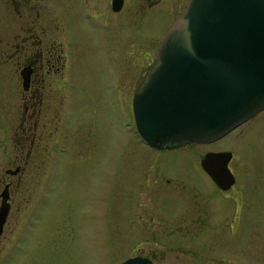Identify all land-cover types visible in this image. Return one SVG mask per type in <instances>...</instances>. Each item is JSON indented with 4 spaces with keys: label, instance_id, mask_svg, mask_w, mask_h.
<instances>
[{
    "label": "flooded vegetation",
    "instance_id": "1",
    "mask_svg": "<svg viewBox=\"0 0 264 264\" xmlns=\"http://www.w3.org/2000/svg\"><path fill=\"white\" fill-rule=\"evenodd\" d=\"M59 1L0 0L1 16L12 19L15 24V29L7 31L0 23V212L4 208L9 210L0 240L7 230L13 231L17 226L13 220L14 208L19 202V213H22L25 209L22 208L23 201L31 203L33 211L29 218L34 223L41 219V214L59 212L60 219L56 224L70 227V217L66 216L70 214L72 204L75 205L73 199L81 197L77 185L84 179L78 175L84 176L88 167L90 170L98 167L105 151L110 150L114 157L118 154V147L113 142L116 117L112 119L115 125L104 129V133L93 118L99 105L94 98L88 103V90L83 87V81H86L82 74L84 60L89 55L111 54L112 64H117L118 69L107 92L118 101L120 96L127 98L122 101V113L127 109L128 116L135 120L136 93L146 82L147 73L156 66L159 48L167 32L164 28L162 36L154 35L143 42L134 36L135 27L140 25L136 22L158 21L168 12V15L172 14L171 24H174L190 0ZM120 26L134 29L127 30L129 34L124 35L119 31ZM137 45L138 50H142L140 65L145 73L138 85L132 79L125 88L120 68H125L124 64L130 61L125 53L130 54ZM119 53L122 60H119ZM83 96L85 102L77 106L75 102ZM92 106L95 111L90 108ZM110 138L112 147L108 149ZM141 139L146 150L136 156L131 176L136 180H133L134 189L130 187V190L136 196L146 191L154 193L153 206L147 205L143 216L139 217L148 220L142 227L143 232L140 234V229L137 234L147 237L150 247L134 251L124 261L144 258L153 264H248L244 238L232 240L223 236L228 232L225 226L234 214L233 218L239 220L235 232L240 236L244 231L241 228L242 207L238 208V205L235 210L223 213L217 211L215 200L209 197L206 202L199 200L197 194L199 196L200 191L189 180L188 174L174 176L167 169L173 155L179 152L200 155L202 167L208 153L232 151L201 150L200 147L207 145L203 143L154 147L142 136ZM234 158L233 153L230 169ZM234 175L236 183L227 192L238 184ZM185 188L193 193L191 205L187 206L179 200H182ZM169 195L179 198L180 210L165 211L158 206L160 198Z\"/></svg>",
    "mask_w": 264,
    "mask_h": 264
},
{
    "label": "rangeland",
    "instance_id": "2",
    "mask_svg": "<svg viewBox=\"0 0 264 264\" xmlns=\"http://www.w3.org/2000/svg\"><path fill=\"white\" fill-rule=\"evenodd\" d=\"M157 20L153 19L148 23L136 22L140 25L135 29L120 26L119 31L127 35V30L134 29V36L144 42L148 37L162 36L164 31L172 26L173 16L167 12L163 19ZM0 23L4 30L15 29L12 19L1 16V11ZM123 36L120 38L121 43ZM122 47L120 44L121 49ZM138 48L137 45L129 51L130 54L125 53L127 61L130 60L129 65L125 63V68H120V77L125 88H128L132 79H135L138 85L145 73L140 65L139 56L142 50ZM111 58V54L104 52L87 56L82 74L86 78L83 87L88 90V103L93 98L98 101L99 109L93 117L96 118L98 129L103 133L104 129H111L112 125H115L112 119L116 117L113 142L118 147L117 157H114L110 150L108 153L105 151L98 167L91 170L88 167L84 176L78 175L84 179L77 185L81 197L73 199L72 203L75 202V205L73 207L72 204L70 214L67 213L66 216L70 217V227L64 228L56 224L60 219L59 212L41 214V219L34 223V220L29 218L33 211L31 203L23 201L22 208L25 209L22 213H19V202L16 203L13 220L17 226H14L13 231L7 230L4 238L0 240V264H120L134 251L149 249L147 237L142 238L137 234L140 229V234L143 232L142 227L148 220L146 217L144 220L139 217L143 216L147 205L153 206L154 193L146 191L138 194L141 196H136L135 192L130 190V187L134 189L133 180H136V177H131L136 156L138 152L143 154L146 146L142 142L136 121L132 116H128L127 109L126 113H122V101H127V98L120 96L118 101L111 98L107 92L108 85L117 77L118 69L117 64L113 66ZM122 59L123 56L119 53V60ZM125 92L127 93V90ZM82 102H85L84 96L75 104L79 106ZM118 103L119 109H116ZM90 108L96 110L94 106ZM113 112L115 113L112 114ZM109 143L108 147L105 145L108 149L112 147V138ZM200 148L205 151L226 149L235 154L231 163V169L238 178L235 188L228 192L219 190L202 169L200 155L176 153L167 166L171 172L169 174H188L189 180L193 181L200 191L199 196L197 194L199 200L206 202L208 197L215 200L217 211L223 213L230 209L235 210L238 205V208L242 207L241 228L244 231L240 236L235 232V228L239 227V220L233 218L236 215L234 214L225 226L228 232L223 236L232 240L244 238L248 264H264V112L254 116L224 138ZM1 154L2 150L0 157ZM192 196L193 193L185 188L182 200L177 198L178 194L177 197L169 195L161 197L158 206L165 211H177L181 209L182 204L191 205ZM17 199L19 200V197ZM136 207H139L138 210L131 214Z\"/></svg>",
    "mask_w": 264,
    "mask_h": 264
},
{
    "label": "water",
    "instance_id": "3",
    "mask_svg": "<svg viewBox=\"0 0 264 264\" xmlns=\"http://www.w3.org/2000/svg\"><path fill=\"white\" fill-rule=\"evenodd\" d=\"M263 110L264 0H190L136 93L139 133L154 147L209 144ZM232 158V152H210L202 161L224 191L236 183ZM8 212H0V235ZM120 264L153 263L134 258Z\"/></svg>",
    "mask_w": 264,
    "mask_h": 264
}]
</instances>
